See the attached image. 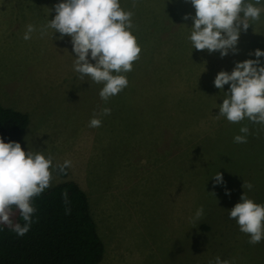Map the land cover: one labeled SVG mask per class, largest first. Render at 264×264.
I'll return each mask as SVG.
<instances>
[{"label":"rangeland","instance_id":"obj_1","mask_svg":"<svg viewBox=\"0 0 264 264\" xmlns=\"http://www.w3.org/2000/svg\"><path fill=\"white\" fill-rule=\"evenodd\" d=\"M59 2L0 0V100L29 114L20 144L54 157L51 186L72 179L93 195L102 192L98 186L123 194L122 204L98 223L106 251L98 264H215L217 256L264 264V240L251 245L229 218L243 192L264 204V127L217 117L224 94L214 86L219 71L231 72L237 61L256 59L255 49L264 51V0L255 5L260 19L241 31L238 52L224 57L193 48V20H184L195 15L190 0H120L133 13L141 53L124 74L128 86L107 102L99 95L103 84L75 72L71 38L58 39L52 29L41 36ZM29 24L36 31L25 40ZM103 108L110 115L101 117ZM94 115L102 126H88ZM243 126L247 143H234ZM91 136L98 142L88 160ZM64 139L74 140L71 152L55 145ZM65 160L72 166L63 176L56 166ZM218 171L223 184L215 183ZM244 182L252 189H243ZM201 206L204 215L194 224Z\"/></svg>","mask_w":264,"mask_h":264},{"label":"clouds","instance_id":"obj_2","mask_svg":"<svg viewBox=\"0 0 264 264\" xmlns=\"http://www.w3.org/2000/svg\"><path fill=\"white\" fill-rule=\"evenodd\" d=\"M195 15L185 14L184 20L191 18L189 39L196 50L209 53L219 51L220 56L237 53L241 31L247 32L251 21L260 19L261 0L255 4L246 0H190ZM55 16L41 28V36L48 29L59 32L58 39L65 35L71 38L75 53L74 70L83 80L103 84L99 95L107 102L124 90L129 81L126 73L131 72L133 62L139 59L141 46L133 34L131 11L124 10L120 0H60L54 5ZM51 11V9H50ZM49 11V12H50ZM36 28L26 26L23 39L29 40ZM256 59L237 61L231 72L221 70L214 79V86L223 92V102L218 105L217 117H225L231 123H240L245 118L264 127V64L260 57L264 51L257 48ZM230 85L227 91L224 86ZM110 108H103L100 116L110 115ZM89 127L102 126V119L95 115ZM234 143H247L249 128L243 126ZM53 160L40 151H25L16 141L5 142L0 138V225H7L19 236L25 235L31 227L36 212L33 200L51 186L53 180ZM71 166L65 160L56 166L63 173ZM216 184H223L219 171L214 175ZM253 185L243 183V189ZM226 194L228 190L226 189ZM65 198L67 193L64 194ZM240 201L229 211V218L235 219L242 233L249 235V243L256 245L264 240V204L256 203L243 192ZM19 213L25 221L23 226L14 223L12 217ZM204 215L203 206L196 210L193 223ZM209 264H212L210 261ZM215 264H230L215 258Z\"/></svg>","mask_w":264,"mask_h":264},{"label":"trees","instance_id":"obj_3","mask_svg":"<svg viewBox=\"0 0 264 264\" xmlns=\"http://www.w3.org/2000/svg\"><path fill=\"white\" fill-rule=\"evenodd\" d=\"M29 124L27 112L0 100V138L20 143ZM67 173L68 169L61 175ZM33 204L36 212L25 235L0 225V264H98L102 260L104 244L87 193L77 181L67 179L52 185ZM17 222L25 223L19 213Z\"/></svg>","mask_w":264,"mask_h":264},{"label":"crops","instance_id":"obj_4","mask_svg":"<svg viewBox=\"0 0 264 264\" xmlns=\"http://www.w3.org/2000/svg\"><path fill=\"white\" fill-rule=\"evenodd\" d=\"M141 127L147 128L146 125H143ZM94 137L95 136H91L90 137L91 139L89 140V143H90L89 146H91V148L90 149H86V151L88 153L87 154V159L88 160L90 159V157L92 158V154L94 153V151L96 149L94 146H96L97 145L96 142H98L97 139H94ZM85 143L86 142H82L79 145L80 146V151H84L85 148H87V145H85ZM56 144H61L62 145V150L61 151H63V152H71V150L73 148V145H74V140L71 139V141H67L66 139H64V140H62V143H59V141L56 140L55 145ZM56 146L58 147V145H56ZM70 155H72V154L71 153H65V157H68ZM161 162H162V160L160 159L159 164ZM71 166H72V162H71ZM86 176H87V174H86ZM89 177H90V175H89ZM98 189L102 190V192H98L97 194H94V195L89 193L87 190H85V189L84 190L87 193L90 213H91L92 218L94 219V222L96 224V228H97V231H98V234H99L98 223H103L104 220L106 219V216H108L116 206L122 204L123 194H121L119 190L111 191V190H107L106 188L102 189L100 186H98ZM93 197L95 198V200H93ZM100 234H99V236H100ZM105 253H106V251L104 250V254Z\"/></svg>","mask_w":264,"mask_h":264}]
</instances>
